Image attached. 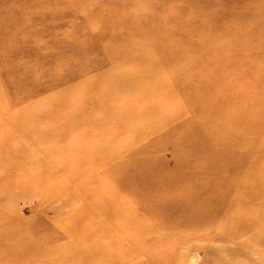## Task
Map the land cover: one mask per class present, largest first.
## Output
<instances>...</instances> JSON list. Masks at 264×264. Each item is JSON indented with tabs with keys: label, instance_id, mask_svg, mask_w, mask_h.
Wrapping results in <instances>:
<instances>
[{
	"label": "rangeland",
	"instance_id": "rangeland-1",
	"mask_svg": "<svg viewBox=\"0 0 264 264\" xmlns=\"http://www.w3.org/2000/svg\"><path fill=\"white\" fill-rule=\"evenodd\" d=\"M257 2H261L260 7L244 11L240 21L227 19V16L231 17ZM263 2L0 0V35L7 32V35H11V21L18 22V36L4 45L0 42V122L5 120L7 124L0 128V142L7 135L21 134L24 139L18 143L12 142L9 148L30 150L27 155H17L16 162L11 163L8 157L0 158V183L13 187L12 192L15 193L5 195L7 204L0 207L1 248L20 249L24 240L37 245L43 242L42 246H37L42 253L50 247H68L71 240L67 234L74 220H70L71 216H77L80 205L84 203L94 204L96 210H82L87 215L76 224L77 229L84 231L93 225L96 227L107 210L106 202L102 199L105 193L100 194L94 185L95 176H100L99 186L109 188L106 189L108 198L114 196V203L129 210V226L134 225L137 231L134 235L139 237L136 243L145 252L157 257L159 254L162 258L176 254L177 261L174 264H263L264 244L252 249V235L248 238L238 236L235 239H221L218 226L223 225L219 224L218 215L201 221L183 210H168L157 202L158 190L147 186L148 180H152V185L155 181L169 190L170 177L161 175L162 170L175 174L185 168L190 170L192 165L198 168L204 165L212 152L223 154L234 163L240 161L249 165L256 155L249 143L252 138L259 139L257 148H264ZM102 18L108 21L109 27L102 25ZM4 19L10 22H3ZM124 19H129V23L123 28L119 36L121 41L115 47L125 55L127 62L111 57V50L107 47L114 23ZM140 22L153 30V34L142 37L133 35ZM99 34L105 35L104 41L97 39ZM177 39H187L189 42L176 50L179 55H176L177 60L174 57L171 66L161 67L158 72L166 81L178 74V69L194 68L196 73L190 77L210 84L205 90L206 104L196 103L200 92L198 85L190 88V94L184 87L169 84L161 90L162 94L168 95L165 104L168 111L176 113L174 119L167 123L157 121L159 118L154 115L153 120L159 126L150 127L145 125L144 110L146 106L157 103L152 101L155 94L142 96L139 95L143 92L141 86L137 90V86L121 87L114 84L113 72L117 67L133 69V62L142 52H151L160 61L157 55L159 47L165 40ZM15 50L20 51V55ZM3 52H11L10 57L5 59ZM167 54L175 56L173 49ZM183 56L196 58L200 61L199 66L184 62ZM140 69L149 71L148 66H141ZM139 83L146 82L140 80ZM19 86L20 91L17 90ZM149 86L153 91L156 89L153 84ZM28 88L34 92L30 96ZM25 95L27 98H24ZM133 100L138 101L135 103L137 105H134ZM46 101H50L54 110L55 120L52 121L54 124L51 123L54 130H68L72 139H63L56 132L47 144L37 145L28 140L32 137L30 129L13 127L12 121L21 118V113H25L22 119H27L32 114L29 112H34L32 106L37 104V109L45 111ZM95 101L100 102V108L83 107ZM127 104L129 107L126 109ZM107 105L111 108L104 113ZM126 111L135 119L122 123V132L104 130L105 127L101 125L104 115L109 113L104 122L114 130L118 126L117 118L120 117L122 121ZM77 115L90 122L81 120L75 125L70 123ZM238 117L246 121V127L239 123ZM254 120H258L263 129H250ZM214 125L223 127V146L215 140L214 134L217 135L218 129ZM46 127L43 124L41 130L45 131ZM96 136L102 140L98 145H95ZM46 147L54 149L55 153L42 161L35 149L41 152ZM215 148L219 151H214ZM109 157H113V160L109 161ZM72 162H76V167L71 169ZM66 164L67 169L64 170ZM82 164L89 166L82 168ZM9 165H23V169L15 171L9 167L11 172L5 171L4 166ZM147 173L153 176L149 178ZM72 174H77L72 183L75 187L79 188L81 183L91 179L98 192L94 196L76 192L74 202L62 217L54 215L52 208H49V218L42 216L40 210L47 204H40V189L48 190L60 180L64 182L66 179L69 183ZM18 190H27L32 195L18 196ZM10 198L14 199L12 203ZM100 201L105 204L101 206ZM20 230L23 231L21 239L7 238ZM123 234L130 239L134 236L130 232ZM45 238L53 239L46 242ZM106 243L104 239L97 245L90 244L89 249L97 250ZM36 250L26 258L30 261L39 259ZM11 255L0 254V264H11L7 262ZM146 257L128 259L124 264H149ZM79 261L76 259L73 263L79 264Z\"/></svg>",
	"mask_w": 264,
	"mask_h": 264
},
{
	"label": "bare ground",
	"instance_id": "bare-ground-1",
	"mask_svg": "<svg viewBox=\"0 0 264 264\" xmlns=\"http://www.w3.org/2000/svg\"><path fill=\"white\" fill-rule=\"evenodd\" d=\"M260 5L261 2H257L255 5H250L247 7V9L241 10L237 14H233L231 17L227 16V19L240 21L241 20L240 18L243 17L242 13L244 11L257 9L260 7ZM113 14L116 15V12H114ZM115 15H112V17H115ZM2 21L6 22L7 20L4 19ZM100 22L102 23L103 26L106 27L110 26L108 25V21H106L103 18L101 19ZM127 23H129V19L121 20L117 24L114 23L113 34L111 39L108 40V45H107L109 50H111L109 51L111 53L110 54L111 57L116 58V60L120 59L126 62L128 60H126L127 58H125V55L122 52H120V50H118L115 46H117L120 43L121 38H119V36L121 37V32L122 30H124L123 28H125ZM17 24H18L17 20L16 22H14V20L11 21V32H12L11 35H7L8 32L3 35H0V42L2 43V45H4V43H8L9 41L13 40L14 37L18 36ZM138 25H139L138 30L134 29L135 31L133 35L142 37L147 34H153V30L147 29L146 26H144L143 22H140V24ZM15 34L17 35L15 36ZM97 39L100 42L104 41L105 35L99 34L97 36ZM158 41L159 40H157L156 43ZM188 42L189 41L187 39L165 40L162 46L159 47L160 50L158 51L157 54L160 61L157 60L156 58L157 56L154 55L153 53L142 52L133 62V64H135V67H133V69L125 70L120 67H117L114 70L113 79H112L114 81V84L121 87L137 86V90H138V86H141L143 88L142 89L143 92L139 93V95L142 96H146L150 93L155 94V96H153L155 99L152 101H155L154 103L156 102L157 103L155 105L146 106L144 110V117L147 121V124L145 125L150 127H153V125H155L158 127L159 124L157 123V121H164L169 123L170 120H172V118L174 119V114L176 113H172L171 111H168L167 109L168 107L165 104L167 102L168 95L162 94L163 90H161L163 89V87L169 84L180 88L184 87L183 89H187L186 92L190 94H192L190 88L198 85L200 87V92L196 99V103L206 104L205 90H207L206 88L209 87L210 84L205 82L201 83L198 79L194 80L193 78H191L190 77L191 74L196 73L194 71V68H187L185 70L178 69L177 70L178 74L170 78V80L166 79V81L165 78L162 79L163 77L158 72V70H160L161 67L163 68L166 66L167 67L171 66L172 61L177 60L178 58L176 57V55H179L176 50L183 48L184 44ZM171 49H173L175 56L171 55L170 57V55L167 54ZM16 50L15 53L17 55H20V51H16ZM10 53L11 52L4 53L3 54L4 58L8 59L10 57ZM182 59L184 62L193 63L196 66L197 65L199 66L200 63L199 60L197 61L196 58H192L191 56L189 57L183 56ZM141 66L142 68L143 66H148L149 71L147 72L141 71L140 69ZM140 80H142V82L145 81L146 83L140 84L139 83ZM152 84L153 86L156 87L154 91L153 89L149 88L150 87L149 85ZM17 90L20 91L21 87L19 86ZM27 92H29L28 93L29 96L34 93L29 88ZM24 98H27V95H25ZM49 102L50 101H46V103H44L45 111L42 112L41 108L37 109L36 107L38 105L36 104L32 106L34 112H32L31 110H30L31 112L28 111L29 113L32 114L31 115L29 114V117L27 119H25L26 117H23L25 120L22 119V116L25 113H21L22 114L21 118L17 117L16 119H14V121H12L13 127L15 129H19L18 127L24 126L31 130L30 134H32L31 135L32 137L28 139L31 143H35L37 145L47 144L50 141V139L55 137L56 132L58 136L62 137L63 139H67V140L72 139V134L68 130L67 131L54 130L55 128H53V125L51 123H53L52 121L55 120V115L53 114L54 111L52 110L53 107ZM132 102L134 103V105H137L135 103H137L138 101L133 100ZM87 104L83 107L88 109H92V108L98 109L101 106L99 101H95L91 103L88 102ZM28 106H31V104ZM128 107L129 106L127 104L126 109ZM110 108L111 106L109 107L107 105V107L104 108L106 111L104 113H107L110 110ZM108 114L104 115L102 122L105 121L104 120L105 118H108ZM154 115H156L159 118L157 121L153 120L155 118ZM9 116L10 115H8V117ZM14 116L17 115L15 114ZM78 116L79 115L74 116V120L70 123L72 124L74 123L75 125V123L81 120L86 121V123L90 122ZM134 119L135 117L132 115L130 116L129 111H126L125 118L122 121L120 117L119 119L117 118L118 126L114 130H112V127L108 128V125L105 122L104 123L101 122V125L105 127L104 130L106 132L110 129V131L112 132L120 133L123 131L122 123L132 122ZM257 119L259 120V118ZM258 120H254L252 122L250 129H256V128L263 129L262 128L263 125L259 123ZM4 122L3 121L0 122V128L2 126H5L4 124H6V122L5 123ZM239 123L246 127L245 125L246 121L244 119L239 118ZM41 124L47 126L45 131L41 130V126H42ZM49 124H51L52 126L49 127L48 126ZM214 128L218 129L217 135L214 134L215 140H218V143L223 146V127L221 126L217 128L216 125H214ZM20 132L22 133V131ZM179 138L181 139V137ZM23 139L24 137L21 134H16V133H14V136L13 135L5 136L0 142L1 143L0 156H2L0 158L8 157L10 162L12 163L17 161V159L15 158L18 157L17 155H27L30 152V150L26 148H13V149H11L12 147L9 148L12 142L14 143L17 141L18 143L21 142V140ZM99 142H102V140L101 138L96 136L95 145H98ZM249 143H251V145L253 146L252 149H254L256 154L252 158V160L249 161V165L246 162L242 163L240 161L234 163L233 161L226 159V157L223 154L212 152L210 154L211 156L207 158L204 165L198 168L197 167L195 168V166L192 165L190 166V170L185 168L186 170L182 169L181 172L177 171L175 172V174L174 173L171 174V172H169L166 169L162 170L161 175L170 177L169 182L171 184V188L169 190L166 189V187L160 186L158 183H154L155 181L153 182L152 185L151 179H150L151 181L148 180L147 186L150 189L154 187L155 189L158 190L157 202L164 205V207L167 208L168 210L172 211L174 209H180L185 211L192 217L199 218L201 221H206L208 220V218L218 215L220 217L219 224L223 225L222 227L218 226V230L220 232L219 237L221 239H223V237L225 239H235L238 236L248 238L249 236L252 235L250 237V239L253 240L251 247L252 249L258 247L264 244V148L256 147V145L259 143L258 138L250 139ZM35 151L42 157L43 159L42 161H44L51 154L55 153V150L51 149L50 147L43 148L41 152L39 151V149L37 150L35 149ZM214 151H219V149L217 150L215 148ZM109 158H110L109 161L113 160V157L112 158L109 157ZM72 163L73 164H71V169L73 167H76V162H72ZM88 164L90 165V163ZM89 165L82 164L81 167L85 168L88 167ZM9 167H11V169L15 171L23 169V165H19V166L9 165L8 167L4 166V170L10 171V169H8ZM63 169L64 170L67 169V164L63 167ZM242 169L243 170L245 169L244 172ZM242 172H243V176L241 177ZM75 175L77 174H72L73 178L71 181H69V183H67L66 179H65L66 181L64 180V182L60 180L59 182L56 181L55 184L48 190H45L44 188L40 189L41 190L39 192L40 204H43L44 202L47 204L42 210H40V213L42 216L49 218L48 217L49 215L48 212L50 210L49 208H52L51 211L52 210L55 211L54 215L58 214L60 217H62L65 214V212L67 214L68 208L74 202V198L76 197V192H80V193L83 192L86 196H90V195L94 196V194L98 192V190H100L101 192L100 194L105 193L104 194L105 196L103 195L102 199L103 202H106L105 206L107 210H106V215H102V221H100L96 225V227L98 226L99 229L98 227L97 228L94 227V225L93 227L84 231L77 229L76 224H78L79 220H81L82 217L87 215L86 213H82V210L84 212H90L92 210H96L94 204L84 203L83 205H80V211L77 214V216L74 215L71 216L70 220L72 219L74 220L71 221V226L69 228L70 233L68 232L69 234H67L68 238L71 240L68 247L66 246L65 248L62 249H55V248L52 249L50 247L46 249V251L48 250L47 252L45 251L46 253L45 252L42 253L39 252L38 251L39 249L37 248V246L43 243L41 241L38 243L39 245H37L32 243L30 244V242L28 243L27 241L24 240L23 241L24 244L20 247V249L7 247V246L1 248L0 246V254H12L11 258H9L7 262L11 264H40V263L74 264L75 261L73 263V260L80 259L79 264H124L128 259L139 258L141 256H147L146 258L149 259V264H170L168 262H173L174 264L175 261H177L176 254H173V256H175L174 258L172 255L165 256L164 258H162L160 257L159 254L157 257L150 254L148 251L145 252L137 245L136 241L137 239H139V237H135L134 235L135 233H137V231L135 230L133 224L131 225L132 227L129 226V224H131L130 220H127L130 215V212H128L129 210L126 207L119 205L118 203H114L116 202L114 196L108 198L109 195H107L108 193L106 189L108 190L109 188H104V187L101 188L99 186L101 182L100 176H95L96 174L94 175L95 176L94 185L98 188L97 190L96 187L92 185L93 182L91 179H88V181L86 180L85 182L81 183L82 185H80L79 188L75 187L72 184L73 180L75 179ZM147 175L149 178L153 176V174H148V173L146 174V176ZM89 180H91V183H89ZM60 185H63L65 187L61 188ZM13 190H14L13 187H6L0 183V207L1 206L3 207L5 206V204H7V201L5 200L7 197H5V195L9 196L10 194H15L14 192H12ZM16 193L18 196H24V197L27 195H32L31 192L27 190L26 191L18 190ZM80 193H77V195ZM12 201H14V199L10 198L11 203ZM103 202H101V206L105 204ZM11 205L13 206L14 204ZM126 212H128V214ZM115 226L117 228H114ZM32 230H34V228ZM22 232H23L22 230H20L19 233L13 232L10 236L8 235L7 238L21 239L20 234H22ZM125 232L127 233L130 232L131 234H133L134 235L133 238L130 239V237L124 236L123 233ZM51 239L53 238H45V241L48 242ZM104 239H106L107 241L105 245H101V247H99L97 250L89 249L90 244L97 245L100 242H102V240ZM35 250L38 251L37 256H40L39 259L33 261L28 260L26 256L29 255L30 253H33ZM46 256L48 257L45 258ZM1 260L2 259H0V261Z\"/></svg>",
	"mask_w": 264,
	"mask_h": 264
}]
</instances>
